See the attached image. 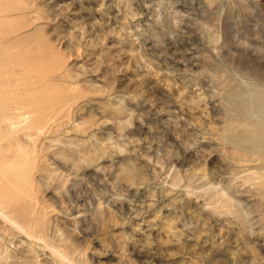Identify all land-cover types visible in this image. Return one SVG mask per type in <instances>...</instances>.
Segmentation results:
<instances>
[{"label": "rangeland", "instance_id": "1", "mask_svg": "<svg viewBox=\"0 0 264 264\" xmlns=\"http://www.w3.org/2000/svg\"><path fill=\"white\" fill-rule=\"evenodd\" d=\"M0 5V159L14 149L3 133L4 118L16 120L24 112L28 102L22 98L43 73L45 89L68 95L74 104L69 125L81 124L70 139L80 154L58 155L68 162L74 157L75 164L58 170L53 150L38 146L32 183L46 206L83 210V219L71 226L59 223L86 264H264V158L229 140L245 129L227 107L234 91L264 88V0H0ZM244 165L262 171L263 181L249 185ZM11 176L0 169V193ZM141 183L149 187L147 199L136 192ZM212 183L234 206L228 197L230 205L212 197ZM256 185L262 190L256 192ZM21 243V237L0 235V264L49 262L44 251L33 255Z\"/></svg>", "mask_w": 264, "mask_h": 264}, {"label": "bare ground", "instance_id": "2", "mask_svg": "<svg viewBox=\"0 0 264 264\" xmlns=\"http://www.w3.org/2000/svg\"><path fill=\"white\" fill-rule=\"evenodd\" d=\"M1 6V5H0ZM1 20V18H0ZM27 64V63H26ZM32 65V64H31ZM30 65V66H31ZM27 67V66H26ZM25 68V67H24ZM28 68V67H27ZM26 68V69H27ZM35 70V69H34ZM22 71V70H21ZM32 71V70H31ZM30 71V72H31ZM36 72V71H35ZM40 72V71H38ZM25 73V72H24ZM30 76V73H29ZM32 79V78H31ZM25 80V79H24ZM30 80V79H28ZM49 80V78H48ZM31 81V80H30ZM47 79L45 80V75L43 73H38V76L35 80H33V82H30L29 84V88L27 89L26 93L24 94V98L28 103L26 106H22L24 107V112L21 113V115H19L16 120L14 118H4L5 120V127H4V132H6L7 135L11 136V139L13 141V154L11 155L10 151V155L11 156H3L2 159H0V169L2 171H4L5 173H11L12 174V178L11 181H9V186L7 191L5 192H1L0 193V235L4 236L5 238H11V237H21L24 242L26 243V247L30 249L31 252H33L36 254L39 253V251H44L47 261L49 260V262L45 261L46 259H44L45 262H47V264H86L84 259L85 257H83L84 253L81 249L77 248L75 242H73L72 238H71V234L69 233V231L65 228H63L62 226H60L59 221L63 222L64 225H70L71 226V222L73 221H78L81 218L83 219V217L85 216V214L82 211H73V212H67L64 211L62 208H52L53 206H46V204L40 202V200L38 199V197L36 196V192H35V186H33L32 183V176L31 175V170L35 167L36 165V157H35V153L34 151L37 150L36 148L38 146L42 147L44 146L45 149L47 150H53L54 155L52 156L51 159L54 160L55 165L58 170H64L67 168H71L73 167L75 164L71 162V160H73L74 157H69L71 160L70 162L62 160L59 156L60 154H66V152H70L73 153V155H79L78 151L80 150L78 147H76V145H74V143L72 142V140L70 139L71 137H73V131L76 132V130L78 129V124L80 122H77L78 120H76V123L78 124H72L71 126L70 124V119L71 117V106L74 105L73 103L71 104L70 100H68V95L66 94H58V93H49L46 89H45V84H46ZM254 83V82H253ZM25 84V82H24ZM259 84V83H258ZM26 85V84H25ZM52 85V84H50ZM264 85V84H263ZM54 86V85H53ZM251 86V85H249ZM255 86V85H254ZM239 89V88H238ZM231 92V91H230ZM42 98L41 101H39L38 99ZM74 99V98H73ZM70 101V102H69ZM228 101V108L229 110L232 112V116L234 119H241L242 123L241 126L245 129V133H243L241 136L239 134H230L229 136V140H231L232 142H234L237 145H242L243 147V151L246 153H253L257 154L259 157H263L264 158V88L262 86H255L254 88H249V87H245L244 89L241 90H237L234 91L231 94V97ZM226 101V102H227ZM25 102V101H24ZM23 102V103H24ZM225 102V103H226ZM71 104V105H70ZM24 105V104H23ZM85 106V105H84ZM83 106V107H84ZM226 107V108H227ZM74 108V107H73ZM75 110V109H73ZM72 110V111H73ZM79 110V109H78ZM78 110H76V114H78ZM229 111V112H230ZM80 113V111H79ZM228 113V112H227ZM75 114V115H76ZM229 114V113H228ZM79 115V114H78ZM231 116V114H230ZM77 117V116H76ZM80 117V116H79ZM78 117V118H79ZM75 119V117H73ZM232 118V119H233ZM77 119V118H76ZM233 119V120H234ZM72 120V119H71ZM117 121V120H116ZM73 122V121H72ZM71 122V123H72ZM235 122V121H234ZM120 123V122H119ZM238 123V122H237ZM81 124V123H80ZM104 124V123H103ZM107 124V123H105ZM104 124V127H105ZM100 125V124H99ZM96 125V126H99ZM118 125V124H117ZM81 126V125H80ZM102 126V125H101ZM115 126V125H114ZM240 126V125H239ZM100 127V126H99ZM103 127V126H102ZM112 127V126H111ZM110 127V128H111ZM89 128V127H88ZM97 128V127H96ZM113 128V127H112ZM119 128V127H118ZM82 131L84 130L83 128H81ZM80 129V131H81ZM93 129V128H92ZM79 130V129H78ZM77 130V131H78ZM91 130V127H90ZM98 130V129H96ZM94 130V131H96ZM105 130V129H102ZM115 130V129H114ZM99 131V130H98ZM119 131V130H118ZM73 133L72 136L70 135V133ZM97 132V131H96ZM105 132V131H104ZM109 132V131H108ZM80 133V132H79ZM77 132V134H79ZM115 133V132H114ZM119 133V132H117ZM82 134V132H81ZM80 134V136H82ZM86 134V132H85ZM88 134V133H87ZM90 134V133H89ZM93 134V133H92ZM111 134V132H110ZM91 135V134H90ZM113 135V133H112ZM120 135V134H118ZM6 136V135H5ZM63 136L65 138V140H63L64 138L61 139V137ZM76 136V135H75ZM78 136V137H80ZM87 136V135H86ZM115 137V135H113ZM83 137V136H82ZM88 137V136H87ZM67 138V139H66ZM81 138V137H80ZM79 138V140H80ZM110 138V137H109ZM113 138V137H111ZM117 138V137H116ZM122 138V137H121ZM73 139V138H72ZM76 139V138H75ZM84 139V137H83ZM4 140L1 139L0 142ZM40 140V141H39ZM78 140V139H76ZM75 140V141H76ZM108 141V138H107ZM203 141V140H202ZM10 142V141H9ZM81 142V141H80ZM106 142V141H105ZM117 142V141H116ZM77 143H79V141H77ZM76 143V144H77ZM84 144V142H83ZM101 144V142H100ZM86 144H84L85 147ZM99 145V144H97ZM134 145V144H133ZM138 145V144H137ZM136 145V146H137ZM12 146V147H13ZM87 146V145H86ZM112 146V145H111ZM147 146V145H146ZM150 146V145H149ZM107 147V146H106ZM154 147V145L152 146ZM81 148H83V145H81ZM94 148V147H93ZM99 148V147H98ZM146 148V147H144ZM79 149V150H78ZM87 148H85L86 150ZM39 150V149H38ZM84 150V152H85ZM98 150V149H97ZM100 150V148H99ZM97 151V153L100 155L102 154V151ZM146 150V149H145ZM65 151V152H64ZM96 151V150H95ZM41 152V151H40ZM39 152V153H40ZM47 152V151H46ZM86 152L88 153V151L86 150ZM85 152V153H86ZM101 152V153H100ZM191 152V151H190ZM38 153V152H36ZM38 153V155L40 156V154ZM41 153L45 154L44 151H42ZM86 153V155H87ZM109 153V152H108ZM252 153L250 154L251 156ZM47 154V153H46ZM69 154V153H68ZM97 154V155H98ZM110 154V153H109ZM59 155V156H58ZM71 154H69L70 156ZM72 155V156H73ZM75 155V156H76ZM90 155V154H89ZM98 155V156H99ZM244 156V154H242ZM249 155V154H248ZM47 156H50L49 154H47ZM45 156V157H47ZM63 156V155H62ZM68 157V155H66ZM83 156V155H82ZM109 156V155H108ZM113 156V155H112ZM187 156V155H186ZM41 157V156H40ZM81 157V155H80ZM80 157L77 156V158ZM89 157V156H88ZM91 157V155H90ZM95 157V156H94ZM91 157V158H94ZM97 157V156H96ZM250 157V156H249ZM249 157L247 158V161L249 159ZM43 158V157H42ZM48 158V157H47ZM46 158V161H47ZM67 158V160L69 159ZM90 158V159H91ZM99 158V157H98ZM256 158V157H254ZM259 160H262V159ZM41 159V158H40ZM45 159V158H44ZM50 159V160H51ZM82 159V158H81ZM89 159V158H88ZM96 159V158H95ZM39 160V159H38ZM37 160V161H38ZM52 160V161H53ZM75 160V159H74ZM98 160V159H97ZM244 161L246 160L245 158L243 159ZM242 160V161H243ZM253 158L251 157L249 161H252ZM255 160V159H254ZM257 160V159H256ZM256 160L254 162H256ZM45 161V160H43ZM76 161V160H75ZM242 161L240 160V164L243 165ZM263 161V160H262ZM261 161V162H262ZM51 162V161H48ZM113 162V161H112ZM253 162V161H252ZM251 162V163H252ZM38 163H40L38 161ZM88 163V162H87ZM101 163V162H100ZM118 163V162H117ZM186 163V162H185ZM50 164V163H48ZM246 164V163H245ZM248 164V163H247ZM250 164V163H249ZM255 163H253L254 165ZM259 164V163H258ZM261 164V163H260ZM259 164V165H260ZM264 164V163H263ZM39 167L41 164H38ZM37 165V166H38ZM45 166V162L44 164H42V166ZM252 165V166H253ZM48 166V165H47ZM240 166V165H239ZM245 166V165H244ZM263 166V165H262ZM261 168H264V166ZM51 167L52 169L53 166H48ZM99 168V166H97ZM248 167L245 166L244 169ZM255 167H257V162L255 164ZM63 168V169H62ZM36 169V168H35ZM41 169V168H39ZM50 169V168H49ZM73 169V168H72ZM71 169V170H72ZM84 169V168H83ZM242 169V167H241ZM241 170V172L243 173V170ZM254 168H249L246 169L245 171L248 173L247 175V179L252 181L250 182L249 185H251L253 181V179L255 180H259V178L261 177V173H258L257 171L252 170ZM259 169V166L258 168ZM43 170V168H42ZM75 170V169H74ZM129 170V169H128ZM41 171V170H36ZM46 170L44 169V172ZM67 172V170H65ZM88 171V170H87ZM87 171L85 172V175L87 173ZM91 171V170H90ZM95 171V170H94ZM35 172V171H34ZM47 172V171H46ZM45 172V176L46 173ZM56 171L53 170L54 173ZM76 172V170H75ZM79 172V171H78ZM96 172V171H95ZM130 172V171H129ZM239 171V173H241ZM36 173V172H35ZM61 173V175H64L61 171L59 172ZM82 171H80V176H81ZM127 173V172H126ZM245 173V172H244ZM49 174V171H48ZM88 175H91L89 172L87 173ZM36 175V174H35ZM35 175L33 176V178L35 177ZM38 175V174H37ZM41 175H43V173L41 172ZM54 175V174H52ZM71 173H68L67 175H65V177H67L69 179ZM79 175V174H76ZM87 175V176H88ZM93 175V173H92ZM95 175V174H94ZM233 175V173H232ZM237 175V174H236ZM233 175L232 177L235 176L239 178L238 180L240 182H244L242 180H240L239 174L236 176ZM242 175V174H240ZM245 175V174H244ZM244 175L242 176L244 178ZM45 176H41V177H45ZM50 177V174L48 175ZM46 176V177H48ZM56 176V175H55ZM58 176V175H57ZM52 177V176H51ZM62 177V176H61ZM64 177V176H63ZM83 177V176H82ZM82 177H80L82 179ZM131 177V175L129 176ZM264 175L261 177L262 179ZM36 178V177H35ZM34 178V179H35ZM55 178V177H54ZM59 179H61L60 177H58ZM241 178V179H243ZM41 179V178H40ZM51 179V178H48ZM56 179V178H55ZM66 179V178H65ZM176 179V178H175ZM234 181H237L235 180ZM246 179V177H245ZM260 179L259 182L262 180ZM42 180V179H41ZM74 180V179H73ZM80 180V179H79ZM140 180V179H139ZM138 180V181H139ZM178 180V179H177ZM35 181V180H34ZM44 181V180H43ZM46 181V182H45ZM45 183L47 184V179L45 178ZM53 181V180H52ZM62 181V179L58 182L60 183ZM65 181V180H63ZM61 182L62 184L65 182ZM67 181V179H66ZM70 181V180H69ZM145 181V180H144ZM233 181V179H232ZM233 181V182H234ZM263 181V180H262ZM38 184V181H35ZM43 182V183H44ZM50 182V181H49ZM182 181H180L181 183ZM248 182V180H246V183ZM258 182V181H257ZM255 182V183H257ZM258 182V183H259ZM145 183V182H144ZM178 183V182H177ZM257 183V185H258ZM261 183V182H260ZM259 183V184H260ZM263 183V182H262ZM36 184V183H35ZM34 184V185H35ZM53 184V183H52ZM61 184V185H62ZM66 184V183H65ZM68 184V183H67ZM142 184V183H141ZM172 184V183H171ZM176 184V182H175ZM228 184V183H227ZM244 184V183H241ZM254 184V183H253ZM44 185V184H43ZM174 185V184H173ZM211 185V184H209ZM246 185V184H245ZM248 185V186H249ZM257 185L255 187V191H257ZM261 186H264L263 184H260ZM40 186V185H38ZM50 186V185H48ZM64 186V185H63ZM132 186V185H131ZM179 186V185H178ZM218 185L214 186V183H212V185L210 187H208V190H212L214 192V196L209 195L210 196V200L211 198H215V199H223L225 200L227 197L229 198V196L223 195V191H221L218 187ZM253 186V185H252ZM259 186V185H258ZM44 187H47L44 186ZM44 187H40L42 188L41 190H45ZM55 187V186H54ZM53 187V189H54ZM147 187V186H146ZM145 186L140 185L139 187H137L136 192L139 196H143L146 193V188ZM254 187V186H253ZM48 188V187H47ZM46 188V189H47ZM60 187H58L57 189L59 190ZM171 188V186H170ZM191 188V187H190ZM221 188V187H220ZM251 188V187H250ZM249 188V189H250ZM259 188V187H258ZM56 189V188H55ZM172 189V188H171ZM170 189V190H171ZM195 189V188H194ZM203 189V187H202ZM207 189V187H206ZM51 190V189H50ZM49 190V192H50ZM175 190V189H174ZM184 191V189H182ZM222 190H224L222 188ZM262 190V189H261ZM56 191V190H53ZM60 191V190H59ZM173 191V190H172ZM186 194L188 190H185ZM191 191V190H190ZM204 192H208L205 191V189H203ZM210 191V192H212ZM176 192V191H174ZM201 193V190L198 191ZM254 192V191H253ZM260 192H264L263 190ZM54 193V192H53ZM58 193V192H57ZM205 193V195H206ZM260 193V195L262 194ZM55 194V193H54ZM62 194V193H61ZM194 194V193H192ZM204 194V193H203ZM201 196H204V195ZM209 194V193H208ZM213 194V193H212ZM41 195V194H40ZM57 195V194H56ZM184 195V194H183ZM39 196V195H38ZM58 196V195H57ZM56 196V197H57ZM63 196V195H62ZM65 196V195H64ZM113 196V195H112ZM131 196V195H130ZM208 196V195H207ZM212 196V197H211ZM249 196V195H248ZM250 196H252L250 194ZM259 196V195H257ZM55 197V199H56ZM59 197H61L59 195ZM133 197V195H132ZM145 197V196H143ZM194 197V196H193ZM199 197V196H197ZM206 197V196H205ZM253 197V196H252ZM264 197V195H263ZM53 198V197H52ZM66 198V197H65ZM130 198V197H129ZM146 198V197H145ZM148 198V197H147ZM146 198V199H147ZM201 198V197H200ZM199 198V199H200ZM227 198V199H228ZM248 198V197H247ZM261 199H263L262 197H260ZM97 199V198H96ZM144 199V198H142ZM208 199V198H207ZM206 199V201H207ZM226 199V200H227ZM230 199V198H229ZM58 200V198H57ZM67 200V199H66ZM120 200V199H119ZM182 200V199H181ZM210 200L208 199L207 203H210ZM213 200V199H212ZM218 200V201H219ZM225 200V202H226ZM231 200V199H230ZM112 202V200H110ZM229 202V200H227ZM264 201V200H263ZM141 202V201H139ZM216 201H213L212 203H215ZM226 202V204L228 205L229 203L231 205L234 206L232 200L231 202ZM54 203V202H53ZM57 203V202H56ZM55 203V204H56ZM144 203V202H143ZM66 204V203H65ZM123 204V203H122ZM133 204V203H132ZM220 204V202H219ZM229 204V205H230ZM137 205V204H136ZM212 205V204H211ZM218 205V202H217ZM222 205L224 206L225 204ZM226 205V206H227ZM60 206V205H59ZM89 206V205H88ZM113 206V205H112ZM114 208L116 207V204L114 205ZM130 206V205H128ZM206 206V205H205ZM210 208V205H208ZM233 206H231V208H233ZM57 207V205L55 206ZM72 207V206H71ZM125 207V206H124ZM132 207V206H131ZM214 207V206H213ZM52 208V209H51ZM77 208V206H76ZM205 208V207H204ZM207 208V207H206ZM216 208V206H215ZM225 208V207H224ZM229 208V207H227ZM71 209V208H70ZM79 209V208H78ZM84 209V208H83ZM230 209V208H229ZM116 210V209H115ZM114 210V211H115ZM213 210V208H212ZM215 210V209H214ZM218 210V209H217ZM216 210V211H217ZM227 210V209H226ZM128 211V210H127ZM231 211V210H230ZM228 210V212H230ZM237 211V210H236ZM235 213H239L236 212ZM116 212V211H115ZM135 212V211H134ZM213 212V211H212ZM223 212V211H222ZM232 212V211H231ZM127 213V212H126ZM129 213V211H128ZM211 213V211H210ZM216 213V214H215ZM214 214L217 215L218 213L215 212ZM227 213V212H226ZM235 213H231V215L235 214ZM213 214V213H211ZM128 215V214H127ZM220 215V214H219ZM229 215V213H228ZM237 214H235L236 216ZM218 216V215H217ZM237 218H239L238 216H236ZM132 218V217H131ZM96 220V219H95ZM195 221V220H194ZM199 221V220H198ZM86 223V222H85ZM198 223V222H195ZM74 224V222L72 223ZM78 224V223H77ZM152 224V223H151ZM151 224L149 225V227L151 226ZM63 225V226H64ZM80 225V224H79ZM179 225V224H178ZM195 225V224H194ZM69 226V227H70ZM73 226V225H72ZM77 226V225H76ZM83 226V225H82ZM99 226V225H98ZM104 226V225H103ZM154 226V225H153ZM188 226V224H187ZM191 226V225H190ZM68 227V226H67ZM80 227V226H79ZM146 227V226H145ZM181 227V226H180ZM147 228V227H146ZM160 228V227H159ZM171 228V227H170ZM190 229V227H188ZM76 229V227H75ZM151 229V228H150ZM150 229L148 228L147 230L150 231ZM163 229V228H162ZM176 229V228H175ZM175 229L172 231L174 232ZM182 229V228H181ZM180 229V230H181ZM185 229V228H184ZM81 230V229H80ZM145 230V229H144ZM143 230V231H144ZM146 230V231H147ZM153 230H155L153 228ZM165 230V229H164ZM193 230V229H191ZM77 231V230H76ZM84 231V230H83ZM142 231V229H141ZM148 231V232H149ZM152 231V229H151ZM156 231V230H155ZM154 231V233H155ZM159 231V230H158ZM162 231V230H160ZM179 231V230H178ZM157 232V231H156ZM169 232V231H168ZM180 232V231H179ZM190 232V230H189ZM188 231L184 232V239L188 240L190 238V233ZM78 233V231H77ZM151 233V232H150ZM153 233V232H152ZM160 232L156 233V236H158L157 234H159ZM177 233V232H176ZM155 235V234H153ZM170 235V234H169ZM4 239V238H3ZM223 239V238H222ZM227 240V239H226ZM3 241V240H2ZM17 241V240H16ZM237 241V240H236ZM10 242V241H9ZM220 242V241H219ZM8 243V242H7ZM24 243V244H25ZM192 243V242H191ZM237 243V242H236ZM12 244V242H11ZM10 244V245H11ZM15 244V243H14ZM17 244V243H16ZM16 244L14 245L16 247ZM23 244V243H21ZM23 244V245H24ZM235 244V242H234ZM8 245V244H7ZM6 245V246H7ZM19 245V244H18ZM22 245V246H23ZM137 245V244H136ZM3 246V245H2ZM13 246V245H12ZM11 246V247H12ZM21 246V247H22ZM18 247V246H17ZM142 247V246H141ZM150 247V246H149ZM221 247V246H220ZM231 247V246H230ZM263 247V246H261ZM20 248V245H19ZM238 248V247H237ZM18 249V248H17ZM223 249V248H222ZM20 250V249H19ZM22 250V248H21ZM222 251V250H220ZM227 251V249H226ZM239 251V250H238ZM237 253V252H236ZM1 254V253H0ZM28 254L30 255V253H27L26 256L23 255L24 257H27L28 259L30 258L28 256ZM222 254V253H221ZM225 254V253H224ZM223 254V255H224ZM245 254V253H244ZM242 254V255H244ZM42 255V257H43ZM227 255V254H226ZM241 255V254H240ZM247 255V254H245ZM32 256V255H30ZM41 256V255H40ZM154 256V254H153ZM23 257V258H24ZM34 257V256H33ZM156 257V256H155ZM249 257V256H248ZM14 258V257H13ZM18 258V257H16ZM21 258V259H23ZM245 259V257H243ZM253 258V257H252ZM25 259V258H24ZM31 259V258H30ZM29 259V260H30ZM42 259V258H41ZM236 259V257H235ZM234 259V260H235ZM239 259V258H238ZM250 259V258H249ZM255 259V258H253ZM17 260V259H16ZM14 259V262L16 263V261ZM27 260V259H26ZM87 260V258H86ZM213 260V259H212ZM248 260V259H247ZM39 261V260H38ZM251 261V259H250ZM25 262V261H24ZM23 262V263H24ZM35 262V261H34ZM40 262V261H39ZM88 262V260L86 261ZM13 263V260H12ZM22 264V262H20ZM29 263V262H28ZM230 263V262H229ZM42 264V262L40 263ZM46 264V263H45ZM88 264V263H87ZM231 264V263H230ZM233 264V263H232Z\"/></svg>", "mask_w": 264, "mask_h": 264}]
</instances>
